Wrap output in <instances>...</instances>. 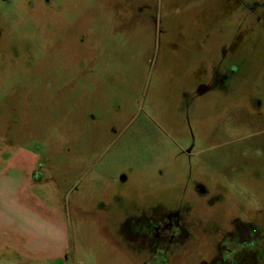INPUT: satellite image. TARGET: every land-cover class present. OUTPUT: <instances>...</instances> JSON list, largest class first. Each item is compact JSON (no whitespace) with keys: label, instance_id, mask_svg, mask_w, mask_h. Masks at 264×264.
<instances>
[{"label":"rangeland","instance_id":"obj_1","mask_svg":"<svg viewBox=\"0 0 264 264\" xmlns=\"http://www.w3.org/2000/svg\"><path fill=\"white\" fill-rule=\"evenodd\" d=\"M8 167L61 256L0 264H144L122 225L185 203L264 217V0H0Z\"/></svg>","mask_w":264,"mask_h":264},{"label":"flooded vegetation","instance_id":"obj_2","mask_svg":"<svg viewBox=\"0 0 264 264\" xmlns=\"http://www.w3.org/2000/svg\"><path fill=\"white\" fill-rule=\"evenodd\" d=\"M181 204L126 221L121 236L144 264H264V217L203 219Z\"/></svg>","mask_w":264,"mask_h":264},{"label":"crops","instance_id":"obj_3","mask_svg":"<svg viewBox=\"0 0 264 264\" xmlns=\"http://www.w3.org/2000/svg\"><path fill=\"white\" fill-rule=\"evenodd\" d=\"M26 177L13 167L0 172V251L12 247L31 262L59 258L57 251L48 249L58 235V222L35 210L31 195L25 197L19 184Z\"/></svg>","mask_w":264,"mask_h":264}]
</instances>
